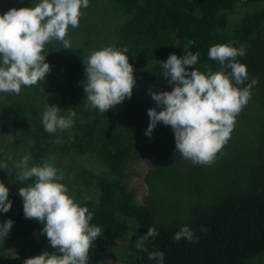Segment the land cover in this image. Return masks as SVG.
<instances>
[{"label":"trees","instance_id":"1","mask_svg":"<svg viewBox=\"0 0 264 264\" xmlns=\"http://www.w3.org/2000/svg\"><path fill=\"white\" fill-rule=\"evenodd\" d=\"M81 12L71 49L53 59V44L48 43L49 54L44 48L50 65L46 78L21 87L19 95L0 94V102L9 107L7 121L0 123V164L8 165L0 168V182L8 187L12 202L7 213L0 212V223L14 221L0 240V264H23L44 251L59 255L41 234L43 224L24 217L18 191L34 179L16 181L20 162L9 160L2 144L7 126L24 143L29 167L52 163L63 173L68 194L93 213L90 224L100 227L102 235L93 242L88 264H157L148 259L150 252H163V264H250L264 252V0H106L98 15L99 22L106 18L110 24L105 47L127 48L136 86L131 99L105 113L91 107L82 83V61L99 50L91 49V43L102 27L86 21L87 8ZM216 44L245 45L246 54L237 60L247 66L248 80L233 84L243 88L253 80L258 83L215 162L195 165L176 152L170 126L158 123L151 137L145 135L147 110L157 107L148 90H172L161 68L170 54L199 53L189 71L221 70L208 57ZM48 104L58 106L65 116L74 111L73 126L46 132L42 115ZM57 138L64 143H55ZM141 138L167 142L144 176L147 194L138 203L124 177ZM69 161L77 166L68 167ZM150 226L159 235L149 237L147 252H141L136 241ZM183 226L193 231V242L174 241Z\"/></svg>","mask_w":264,"mask_h":264},{"label":"clouds","instance_id":"2","mask_svg":"<svg viewBox=\"0 0 264 264\" xmlns=\"http://www.w3.org/2000/svg\"><path fill=\"white\" fill-rule=\"evenodd\" d=\"M88 6L89 0H40L35 6L11 8L0 15V93L19 95L22 86L30 87L44 80L50 72L42 54L45 45L55 40L61 42L63 49H71V41L66 38L68 29L79 27L81 9ZM189 44L194 45L195 41ZM127 51V48L105 47L91 52L82 61L85 67L82 83L92 108L105 113L126 98L131 99L136 80ZM245 54L243 44L239 48L231 44L212 46L208 57L217 61L221 69L215 72L210 67L206 72L188 70V66L197 64L199 53L186 51L183 57L170 54L161 62V68L168 84L174 86L171 91L160 92L152 91L150 86L148 91L157 107L147 110L150 123L145 135L151 137L158 123L170 126L176 152L195 165H212L231 139L236 117L251 99V88L258 83L253 80L243 88L233 84L235 81V85H243L248 80L247 66L237 60ZM61 113L58 106L47 105L42 115L46 132H63L73 126L76 113L72 111L67 116ZM55 143L64 141L57 138ZM29 161L28 155L22 157L15 177L20 182L34 179L18 191L24 217L43 224L41 234L46 235L59 255L44 251L25 259L23 264H88L93 242L102 235L100 227L90 224L93 213L68 194V188L60 183L63 173L58 174L52 163L44 161L29 167ZM7 166L0 164L2 169ZM8 196V187L0 182V212L11 209ZM13 224L11 219L0 223V240L8 236ZM201 231L207 230L201 228ZM158 235L155 227H148L147 233L136 241L137 249L147 252L145 244L149 237L154 239ZM173 239L193 242L194 233L183 226ZM148 259L163 264L164 253L150 252Z\"/></svg>","mask_w":264,"mask_h":264},{"label":"rangeland","instance_id":"3","mask_svg":"<svg viewBox=\"0 0 264 264\" xmlns=\"http://www.w3.org/2000/svg\"><path fill=\"white\" fill-rule=\"evenodd\" d=\"M40 0H0V15H3L11 8L20 9L22 7H32L38 4ZM90 2V1H89ZM106 2V0H91L89 6L87 7L88 11V20L90 22L92 19L98 27L101 26L98 38L95 39L92 44L91 49H103L108 44L110 33H109V21L104 18V21L99 22L98 15H101L102 5ZM95 15L93 18L92 16ZM97 15V16H96ZM90 19V20H89ZM79 28V27H78ZM76 28V29H78ZM100 28V27H99ZM72 31L67 34V39L71 42L73 35L75 36V30L72 28ZM76 40V37H75ZM53 44V49L51 51L53 55V59H56L61 55L63 48L62 44L59 41L50 42ZM48 44L45 45V50L47 51ZM65 50V49H64ZM50 52V51H49ZM47 51V53L49 54ZM24 87V86H22ZM1 94V93H0ZM10 96V94H9ZM1 97V96H0ZM7 110L9 107L3 106V101L0 102V123H5L7 121ZM7 130L9 131L8 135L4 136L2 144H4V152L11 156L13 160L18 162L21 161L22 157L25 156L23 152V142L16 137L15 134L12 133V130L9 126H7ZM167 140L164 138L157 139H149V138H141L138 143V148L135 154L129 159L128 169L126 171V175L124 177L129 189L134 192L135 200L138 203H142L144 197L147 194L146 184L144 181V176L147 171L152 169L155 164L156 157L158 153L164 148ZM2 156V152L0 150V157ZM7 157V156H6ZM223 161H226L227 158H223ZM68 167H76V162L69 161L67 163ZM60 183H63L60 181ZM65 185V183H63ZM250 264H264V252L261 253L258 257L251 260Z\"/></svg>","mask_w":264,"mask_h":264}]
</instances>
